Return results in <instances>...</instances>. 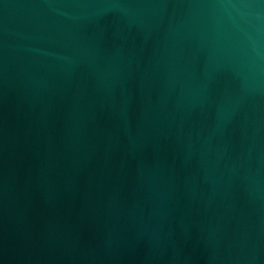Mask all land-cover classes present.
Returning <instances> with one entry per match:
<instances>
[{"label": "water", "instance_id": "obj_1", "mask_svg": "<svg viewBox=\"0 0 264 264\" xmlns=\"http://www.w3.org/2000/svg\"><path fill=\"white\" fill-rule=\"evenodd\" d=\"M0 264H264V0H0Z\"/></svg>", "mask_w": 264, "mask_h": 264}]
</instances>
